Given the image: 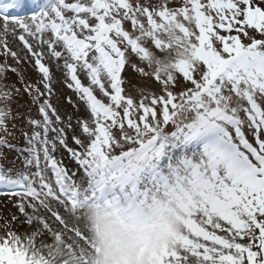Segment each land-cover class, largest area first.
Segmentation results:
<instances>
[{"label": "snow or ice", "instance_id": "6c2138e0", "mask_svg": "<svg viewBox=\"0 0 264 264\" xmlns=\"http://www.w3.org/2000/svg\"><path fill=\"white\" fill-rule=\"evenodd\" d=\"M26 7L0 0V158L22 160L0 163L19 214L0 264H264V0ZM53 64L85 106L75 124Z\"/></svg>", "mask_w": 264, "mask_h": 264}, {"label": "rangeland", "instance_id": "374dc122", "mask_svg": "<svg viewBox=\"0 0 264 264\" xmlns=\"http://www.w3.org/2000/svg\"><path fill=\"white\" fill-rule=\"evenodd\" d=\"M37 2V4H36ZM44 3H46V0H35V7L37 8V5L42 6ZM34 10V9H33ZM30 11L23 13L24 15H31ZM8 41L10 46L17 51H20L22 49V45L19 43L18 40H15L11 36L8 37ZM21 55H24L23 52H21ZM4 57L0 56V61H2ZM9 64H12L13 61L9 58L8 60ZM22 67L27 69L26 76L30 77L32 80H34L38 73H35L34 70L31 68V66L27 63L22 64ZM53 73H54V89H55V95L52 97V103L55 107L58 108L60 115L62 118H66L68 116H71L73 119V123L75 124L77 117H85L86 109L82 101L79 100L78 94L75 93L73 90L68 89L66 87V84L64 83V77L63 73L56 69L55 64H53ZM131 83L129 84V90L135 91L133 88V85L139 83V77L135 75L130 76ZM9 83H15L16 87H21L19 83H17V77H15L12 74H9ZM18 104L14 103L13 108L17 113L23 114L22 117L18 118L15 121L16 125V131L15 135L19 137L20 129L19 127L23 128L27 126V116L28 115H35V105L31 103V99L28 98L26 94H23L20 97H17ZM71 100V102H69ZM35 106V107H34ZM29 109H31V112H29ZM63 154L65 157V161L67 162V154L63 153V150H61L60 153L57 155ZM19 155L18 152L14 150H3V157L1 158L4 163L7 164V167H13L20 168L22 164V160H17L16 157ZM6 188H9L5 185H0V193H5ZM15 198L8 197L6 195H0V224H3L6 222L12 214H18L17 209L13 206ZM18 227V226H17Z\"/></svg>", "mask_w": 264, "mask_h": 264}, {"label": "bare ground", "instance_id": "6f19581e", "mask_svg": "<svg viewBox=\"0 0 264 264\" xmlns=\"http://www.w3.org/2000/svg\"><path fill=\"white\" fill-rule=\"evenodd\" d=\"M30 4L34 10H37V11L39 10L38 8L35 7V0L30 1ZM36 4H37V2H36Z\"/></svg>", "mask_w": 264, "mask_h": 264}, {"label": "trees", "instance_id": "16d2710c", "mask_svg": "<svg viewBox=\"0 0 264 264\" xmlns=\"http://www.w3.org/2000/svg\"><path fill=\"white\" fill-rule=\"evenodd\" d=\"M26 94V93H25ZM27 95V94H26ZM28 96V95H27ZM28 98L29 99H31V97L30 96H28ZM19 129L21 130V129H27V126L26 127H23V128H21V127H19ZM12 130V128H11V126H10V131ZM18 131H16V128H15V133H17Z\"/></svg>", "mask_w": 264, "mask_h": 264}]
</instances>
